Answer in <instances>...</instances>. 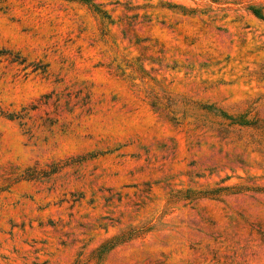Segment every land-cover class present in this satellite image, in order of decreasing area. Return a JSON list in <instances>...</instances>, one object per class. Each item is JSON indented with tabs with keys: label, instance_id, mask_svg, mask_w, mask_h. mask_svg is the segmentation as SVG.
I'll return each mask as SVG.
<instances>
[{
	"label": "rangeland",
	"instance_id": "1",
	"mask_svg": "<svg viewBox=\"0 0 264 264\" xmlns=\"http://www.w3.org/2000/svg\"><path fill=\"white\" fill-rule=\"evenodd\" d=\"M91 1L0 0V264H264V0Z\"/></svg>",
	"mask_w": 264,
	"mask_h": 264
},
{
	"label": "trees",
	"instance_id": "2",
	"mask_svg": "<svg viewBox=\"0 0 264 264\" xmlns=\"http://www.w3.org/2000/svg\"><path fill=\"white\" fill-rule=\"evenodd\" d=\"M78 1L85 2L86 4L91 6L96 13L100 14L102 19H107L109 22H112V19L110 18L108 13L106 11L102 10V9H99V7L95 3H93L91 0H78ZM5 116L7 118H9V119L14 118V117H20V115L16 116L13 113H6ZM38 173H44V170L43 169H30V168H27V169H25V171L23 173H20L18 175V178L31 179V178H34ZM111 239L108 240V241L116 240L117 237H114V238H111Z\"/></svg>",
	"mask_w": 264,
	"mask_h": 264
}]
</instances>
